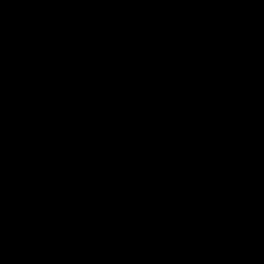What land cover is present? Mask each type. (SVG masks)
Segmentation results:
<instances>
[{
	"label": "trees",
	"instance_id": "1",
	"mask_svg": "<svg viewBox=\"0 0 264 264\" xmlns=\"http://www.w3.org/2000/svg\"><path fill=\"white\" fill-rule=\"evenodd\" d=\"M178 1L190 9L200 3ZM232 13L223 22L231 36L238 28L232 21L244 22L243 47L215 44L180 21L165 23L152 0H0V47L32 55L47 44H91L161 68L260 71L264 0ZM252 92L264 96L261 87L231 92L228 100L250 102L258 96ZM60 94L34 90L26 107L8 112L12 95L0 88V264H100L156 246L110 237L99 225L109 212L165 230L196 214L203 228L175 242L182 259L228 240L227 254L208 264H264V116L199 115L192 125L200 135L177 143V127L187 125L180 118L196 114L178 107L187 94L160 95L155 109L65 104ZM197 96L191 101L203 98ZM179 154L185 167L173 176L170 162ZM114 163L132 176L118 179ZM55 240L67 244L66 253Z\"/></svg>",
	"mask_w": 264,
	"mask_h": 264
},
{
	"label": "water",
	"instance_id": "2",
	"mask_svg": "<svg viewBox=\"0 0 264 264\" xmlns=\"http://www.w3.org/2000/svg\"><path fill=\"white\" fill-rule=\"evenodd\" d=\"M165 23L183 21L187 25L204 28L208 40L214 42L227 38L221 29V15L213 6V0H200L199 11L187 8L178 0H152ZM233 6L239 2L257 3L261 0H222ZM264 88V68L253 71L248 68L206 70L201 72L180 68H161L144 63L135 54L128 56L96 50L91 44L55 47L43 46L32 55H21L12 46L0 47V88L12 97L7 110L28 105L34 90L53 88L61 90L58 100L65 104L92 103L94 105H126L137 109H155L158 96L186 92H205L213 95L206 103L184 102L182 110L200 115L237 114L256 112L264 116V99L250 102L220 101L231 92ZM150 93L154 97L143 94ZM90 209L83 208L87 223L96 229ZM160 246L157 249L162 247ZM227 251L222 247L205 254H196L193 261L180 257L179 264H194L201 260H221ZM100 264H141L135 257L119 256L106 259Z\"/></svg>",
	"mask_w": 264,
	"mask_h": 264
},
{
	"label": "flooded vegetation",
	"instance_id": "3",
	"mask_svg": "<svg viewBox=\"0 0 264 264\" xmlns=\"http://www.w3.org/2000/svg\"><path fill=\"white\" fill-rule=\"evenodd\" d=\"M203 4L201 1L198 5L197 8L195 9H191L193 11H199L202 7ZM255 4V3H252ZM252 4H246L244 2H239L233 6L227 5L225 4L222 0L220 2H213V6L215 7L216 11H218L221 15V29L222 31L226 34L227 38L221 43V41L218 42H214L212 40H209L215 44H218L220 46H225L227 47V42L230 41L231 37V31L228 30V27L226 26V23H224V12L227 10L229 12H233L236 8H241L242 6H251ZM190 9V8H189ZM182 22L184 25L186 26H193L196 27L197 29H199L203 35L205 36V39H207L206 37V33L204 31V28L202 26H198L196 24L194 25H187L185 24L183 21ZM208 40V39H207ZM182 94H187V96H194V95H199V97H203L205 98V100H198V101H186V102H199V103H206L208 102L210 99L213 98V95L209 94V93H205V92H186V93H182ZM204 94V95H203ZM229 94V93H228ZM225 95V97H223V99L220 101L221 104L223 103H230V101H228L229 96ZM143 96L146 97H154V95L150 94V93H146L143 94ZM228 96V97H227ZM158 98V97H157ZM227 99V100H226ZM255 100V99H254ZM232 102H237V101H232ZM181 104V103H180ZM178 104V107L179 105ZM179 109H181L179 107ZM182 110V109H181ZM218 115H222L217 113ZM195 116H199L200 114H194ZM216 115V114H214ZM211 116V115H209ZM117 165H119L118 167L122 166V169L125 170L128 174V169L129 167L122 164H113V167H115L116 170H118V167H116ZM170 166H171V173L173 176H178L182 173V171L184 169V156L182 154L177 155L176 157L171 159L170 162ZM128 177L130 178L132 176V173L129 170ZM184 219V225H177L175 228L170 229V230H165L163 228L160 227H145L150 229V232H146V233H141L139 234V237H129V238H123V239H127V240H136V241H143L144 244H148L149 241H151L153 245H156L155 247H150L145 253L140 252V254H136L138 256H126V255H120V256H125V257H135L137 258L141 264H159L160 262L163 263H172L174 262L175 264H179L177 263L176 259L177 258H181L180 255H178L176 249H175V242L177 241V238L179 237V235L181 233H187L189 232V230L195 229H201L203 228L201 225V220L200 217L196 214H188L186 213L183 217ZM189 225H192V227H190ZM167 241L170 242L168 243V245L166 247H162L159 251L157 248L160 246H164L167 244ZM225 244H221V245H217L214 249H217L218 247H222L223 249H225L227 242H224ZM226 250V249H225ZM208 253V252H207ZM205 254V253H204ZM193 256H190L188 258H184L187 261H193ZM182 259V258H181ZM209 261H213V260H209ZM208 260H201V261H196L194 262V264H208L207 262H209Z\"/></svg>",
	"mask_w": 264,
	"mask_h": 264
},
{
	"label": "rangeland",
	"instance_id": "4",
	"mask_svg": "<svg viewBox=\"0 0 264 264\" xmlns=\"http://www.w3.org/2000/svg\"><path fill=\"white\" fill-rule=\"evenodd\" d=\"M224 18H230L232 16H229V14H232L234 16V14L232 12L229 11H225L224 12ZM244 22H235V19L232 21V24H238V28L233 29V36L231 37L230 41L227 42V47H235V48H239V47H243L244 41L241 40V37L238 36V34H241V31L243 29V24ZM227 26V25H226ZM235 26V27H236ZM264 68V67H263ZM263 68L260 69L263 70ZM258 95V96H256ZM252 96L253 98L255 97V99H264V96L258 94L257 92H252ZM198 99L197 95L194 96H188V100H196ZM201 100H205V98H201ZM231 101V100H228ZM181 122H186L187 125L184 126L183 128H179L177 127V130L179 132V136L180 138L178 139L177 143L180 142L181 140H184L187 138V133L188 134H194L196 136L200 135V132L198 130H196V128L192 125L194 122H198V116L195 115H188L187 117H181L180 118ZM118 167V166H116ZM128 174L129 173V169L127 170ZM183 171V170H180ZM128 174L125 170L122 169V166L118 167V179L120 180H125L128 177ZM99 225L101 227V230H103L104 232H106L110 237L112 238H129V237H139V234L141 233H146V232H150V229L145 228L144 225L140 224L138 221L134 220L133 218H125V217H120L117 216L114 213H106L105 215H102L99 221ZM179 225H182V223H179ZM66 237H68L67 235H64ZM225 242H227V244H229V241L226 240ZM225 244V243H224ZM221 245V244H219ZM52 246L56 249L62 250L64 253L67 252V244L65 242L62 241H57L55 240L54 242H52ZM145 253V252H144ZM119 257V256H116Z\"/></svg>",
	"mask_w": 264,
	"mask_h": 264
}]
</instances>
